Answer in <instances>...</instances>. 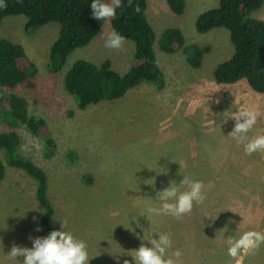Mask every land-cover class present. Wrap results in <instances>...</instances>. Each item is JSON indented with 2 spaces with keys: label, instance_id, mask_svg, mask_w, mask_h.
Here are the masks:
<instances>
[{
  "label": "rangeland",
  "instance_id": "rangeland-1",
  "mask_svg": "<svg viewBox=\"0 0 264 264\" xmlns=\"http://www.w3.org/2000/svg\"><path fill=\"white\" fill-rule=\"evenodd\" d=\"M218 1L184 0L182 12L175 14L166 0H146L163 87L142 82L122 97L85 109L78 108L64 90L63 73L77 58L94 64L109 58L112 68L123 73L132 63V42L124 40L119 49L106 47L112 29L109 20H103L98 34L87 45L74 49L61 70L53 73L47 69L48 50L57 35L58 22L27 30L23 15H6L1 20L0 37L21 44L30 62L26 79L14 92L26 99L30 115L45 119L55 146H46L40 130L32 134L23 123L13 122L1 101L0 131H16L20 152L45 171L46 193L54 209L50 224L58 229L59 219L68 220L67 230L85 239L89 255H96L89 264L131 261L128 251L140 246L138 236L143 231L136 228L137 235L125 228L128 212L130 222L136 216L146 235L153 229L170 234L173 248L169 255L175 249L183 253L177 264H234L219 230L230 219L234 223L229 224L226 236L235 228L237 232L264 231V151L245 154L243 145L230 133L234 120L222 119L232 112L255 108L258 121L249 136L264 134V93L253 91L244 80L217 84L212 70L232 52L228 31L217 27L199 33L194 27L196 15L217 6ZM251 16L264 19V1ZM169 27L180 28L184 36L183 48L173 53L158 47L161 33ZM193 45L209 47L198 67L187 62ZM0 159L4 163L0 264H15L7 257L13 244L31 247L30 237L45 235L42 227L35 230L33 222L43 208L36 199V180L7 165L2 151ZM146 166L167 172L157 174ZM182 175L201 181L207 194L205 204H194L192 211L178 220L149 216L148 221L141 215L154 205L151 198H155V191L170 180L179 183ZM153 177L155 188L143 183ZM217 213L218 218L209 226L206 217L214 218ZM116 251H124L119 260L111 254ZM241 264H264V244L244 255Z\"/></svg>",
  "mask_w": 264,
  "mask_h": 264
},
{
  "label": "trees",
  "instance_id": "trees-1",
  "mask_svg": "<svg viewBox=\"0 0 264 264\" xmlns=\"http://www.w3.org/2000/svg\"><path fill=\"white\" fill-rule=\"evenodd\" d=\"M264 0H219L218 5L196 15L195 30L205 33L224 27L232 44L230 56L215 65L212 77L217 84H232L244 80L255 92L264 93V19L251 16ZM7 7L0 10V23L6 15H23L25 29L34 30L49 21L59 24L55 39L49 46L47 69L58 72L66 57L76 48L87 45L100 31L103 20L94 19L92 0H6ZM169 9L180 14L184 0H166ZM111 29L133 44L132 63L123 73L111 66L109 58L94 64L77 58L63 73L64 90L73 97L80 109L100 101L122 97L129 89L142 82L162 88L164 77L152 47L154 31L147 19L146 0H122L115 19H110ZM184 46L180 28L169 27L161 33L158 47L173 53ZM187 62L198 67L208 46H191ZM29 60L21 44L0 37V101L7 105L11 119L23 123L32 134L40 130L47 147H54V139L43 117L30 115L26 99L14 92L26 79ZM0 151L7 165L20 168L36 180L35 195L43 208L39 226L45 235L53 230L50 220L54 209L47 197L45 171L20 152V139L16 131H0ZM4 177V163L0 159V180Z\"/></svg>",
  "mask_w": 264,
  "mask_h": 264
},
{
  "label": "clouds",
  "instance_id": "clouds-1",
  "mask_svg": "<svg viewBox=\"0 0 264 264\" xmlns=\"http://www.w3.org/2000/svg\"><path fill=\"white\" fill-rule=\"evenodd\" d=\"M6 7V0H0V10ZM121 7L122 0H92L90 4L93 18L99 21L115 19L117 9ZM124 40L125 37L113 29L107 34L105 46L111 49H119ZM258 116V111L249 107L232 112L226 118L222 117L224 122L230 118L234 120V127L230 132L232 139L237 144L243 145V150L247 155L264 151V134L256 135L254 138L249 136V133L257 125ZM157 160L155 163L160 166ZM147 168L154 170L157 174L167 172L165 167L162 168L166 170L161 171H157L155 168ZM182 177L179 183L170 180L166 187L155 191V198H151L154 205L141 215L146 216L147 219L149 216H169L178 220L190 213L194 204H205L207 194L201 181L184 175ZM143 183L155 188L154 177L144 180ZM184 188L187 190H182ZM129 213H127L128 227L125 228L134 234H137L136 228H139L143 231V235L138 236L141 240L140 246L128 251V255L132 258L131 261L125 259L123 264H177L183 253L180 249H175L169 255V250L173 248V240L170 234L153 229L146 235L143 225L140 224L136 216H132L130 222ZM219 213L214 218L206 217L209 218V226L218 218ZM23 215L20 216L23 217ZM59 221L60 227L58 229H53L44 236L30 237L31 247L13 244L7 253V257L15 264H89L90 259L96 255H89L87 241L78 238L70 230H67V219H59ZM33 222L37 226L35 230L40 231L38 217H33ZM232 223L234 221L230 219L219 230H221V235L227 246V255L235 260L236 264H241L244 255L255 251L264 244V231L249 229L237 232L235 228L231 234L226 236L225 233L229 232V224ZM133 224H135V228ZM145 241L147 243H144ZM111 254H113L114 259L119 260L124 251H116Z\"/></svg>",
  "mask_w": 264,
  "mask_h": 264
},
{
  "label": "crops",
  "instance_id": "crops-1",
  "mask_svg": "<svg viewBox=\"0 0 264 264\" xmlns=\"http://www.w3.org/2000/svg\"><path fill=\"white\" fill-rule=\"evenodd\" d=\"M1 180H2V179H1ZM1 180H0V182H1ZM24 235H25V233L23 232V233H22V236H24ZM41 235H42V233H41Z\"/></svg>",
  "mask_w": 264,
  "mask_h": 264
},
{
  "label": "built area",
  "instance_id": "built-area-1",
  "mask_svg": "<svg viewBox=\"0 0 264 264\" xmlns=\"http://www.w3.org/2000/svg\"><path fill=\"white\" fill-rule=\"evenodd\" d=\"M234 264H236V262H234Z\"/></svg>",
  "mask_w": 264,
  "mask_h": 264
}]
</instances>
